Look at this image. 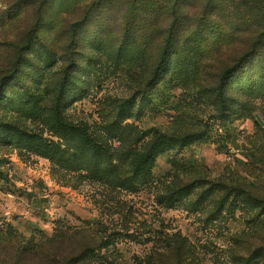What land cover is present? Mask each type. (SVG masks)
I'll return each mask as SVG.
<instances>
[{
  "label": "rangeland",
  "instance_id": "374dc122",
  "mask_svg": "<svg viewBox=\"0 0 264 264\" xmlns=\"http://www.w3.org/2000/svg\"><path fill=\"white\" fill-rule=\"evenodd\" d=\"M149 1L0 0V264H264V0Z\"/></svg>",
  "mask_w": 264,
  "mask_h": 264
},
{
  "label": "trees",
  "instance_id": "16d2710c",
  "mask_svg": "<svg viewBox=\"0 0 264 264\" xmlns=\"http://www.w3.org/2000/svg\"><path fill=\"white\" fill-rule=\"evenodd\" d=\"M140 2H142V3L146 2L147 3L150 1L149 0H140ZM161 3H163V2H161ZM161 3H159V7L161 6ZM173 15L177 17V14H173ZM176 20L178 21V19L173 18L167 24L166 36L164 39V47H163V50L161 51V53L158 57L157 66H156L155 71L153 73L154 79H152V81L158 79L159 76L165 72L166 67L169 63V59L172 55V48H173V42H174V31L178 25V22ZM261 44L262 43L260 42L259 45H261ZM248 57H246L245 60L248 59ZM238 69H240L239 66H233V67L226 68L223 71V73L221 74V76L219 77V80L217 82L215 93H216V98H217V103H218V110H219V113L221 116L227 115L229 109L231 108V105L229 104L227 89H228L229 80L231 79L233 74ZM69 78H70L69 72H68V70H66L65 78L62 81L61 85L59 86V89L57 90L56 103L58 105H60L61 100L63 98V95L66 92V88H67L66 85H67V82L69 81ZM56 107H58V106L56 105ZM260 151L264 152V145L260 147ZM142 178H145L144 174H142ZM242 182H243V184L241 186H239L238 188H236L235 192L238 195H240V197H244L247 200V202H256V203H260L264 206V189L262 191H259L257 189L256 184H254L252 182H248L246 180H244ZM260 188H261V186L259 187V189ZM176 194L177 193H175V192L172 193L173 196ZM258 220L259 221H257L258 222L257 224L259 225V227L261 229L262 228L264 229V215L260 216L258 218ZM164 240L166 241V244L164 247L166 253L171 254L175 257L176 264H184L186 259H187V255L191 254L190 249L187 247V243H186L185 238H183L179 234H177V235L175 234L172 236H166V238ZM259 254L264 255V248L259 250ZM146 264H156V262L153 260H148Z\"/></svg>",
  "mask_w": 264,
  "mask_h": 264
}]
</instances>
